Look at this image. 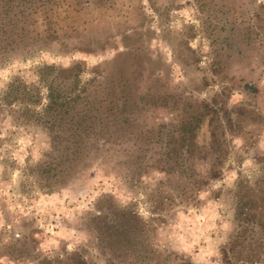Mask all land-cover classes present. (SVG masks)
I'll return each mask as SVG.
<instances>
[{
	"label": "rangeland",
	"instance_id": "1",
	"mask_svg": "<svg viewBox=\"0 0 264 264\" xmlns=\"http://www.w3.org/2000/svg\"><path fill=\"white\" fill-rule=\"evenodd\" d=\"M0 264H264V0H0Z\"/></svg>",
	"mask_w": 264,
	"mask_h": 264
},
{
	"label": "trees",
	"instance_id": "2",
	"mask_svg": "<svg viewBox=\"0 0 264 264\" xmlns=\"http://www.w3.org/2000/svg\"><path fill=\"white\" fill-rule=\"evenodd\" d=\"M18 88L19 90L17 88H14L13 84L9 85L8 90L5 92V97L3 100L9 103L13 101L14 99L19 98L20 96H24L25 94L24 89L20 88V85H18Z\"/></svg>",
	"mask_w": 264,
	"mask_h": 264
}]
</instances>
